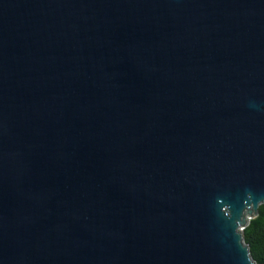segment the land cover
<instances>
[{
  "label": "water",
  "instance_id": "obj_1",
  "mask_svg": "<svg viewBox=\"0 0 264 264\" xmlns=\"http://www.w3.org/2000/svg\"><path fill=\"white\" fill-rule=\"evenodd\" d=\"M264 0H0V264H255Z\"/></svg>",
  "mask_w": 264,
  "mask_h": 264
},
{
  "label": "trees",
  "instance_id": "obj_2",
  "mask_svg": "<svg viewBox=\"0 0 264 264\" xmlns=\"http://www.w3.org/2000/svg\"><path fill=\"white\" fill-rule=\"evenodd\" d=\"M243 243L248 247L255 264H264V203L242 232Z\"/></svg>",
  "mask_w": 264,
  "mask_h": 264
},
{
  "label": "built area",
  "instance_id": "obj_3",
  "mask_svg": "<svg viewBox=\"0 0 264 264\" xmlns=\"http://www.w3.org/2000/svg\"><path fill=\"white\" fill-rule=\"evenodd\" d=\"M243 231V230H242Z\"/></svg>",
  "mask_w": 264,
  "mask_h": 264
}]
</instances>
